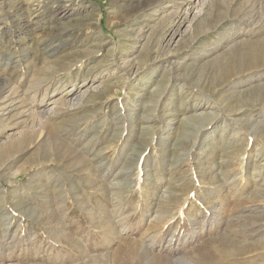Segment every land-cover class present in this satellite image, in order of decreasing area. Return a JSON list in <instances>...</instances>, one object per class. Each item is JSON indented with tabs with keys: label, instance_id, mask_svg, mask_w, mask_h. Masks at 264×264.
Here are the masks:
<instances>
[{
	"label": "rangeland",
	"instance_id": "rangeland-1",
	"mask_svg": "<svg viewBox=\"0 0 264 264\" xmlns=\"http://www.w3.org/2000/svg\"><path fill=\"white\" fill-rule=\"evenodd\" d=\"M263 161L264 0H0V264H264Z\"/></svg>",
	"mask_w": 264,
	"mask_h": 264
},
{
	"label": "bare ground",
	"instance_id": "bare-ground-1",
	"mask_svg": "<svg viewBox=\"0 0 264 264\" xmlns=\"http://www.w3.org/2000/svg\"><path fill=\"white\" fill-rule=\"evenodd\" d=\"M75 88H70V90L68 91V94H73V92L75 91L74 90ZM79 91V90H78ZM81 92V91H80ZM79 94H81V93H79ZM82 95H80V96H77V95H75L74 96V100L75 101H77V102H80L81 101V99H82V97H81ZM57 104V103H56ZM155 105V104H154ZM210 111V110H209ZM204 116H207V115H205L204 113L203 114H200V116H194L193 118L195 119V120H198V119H200V118H202V117H204ZM209 116V115H208ZM207 116V117H208ZM210 116H212V114H210ZM212 117H214V116H212ZM187 121V122H186ZM188 121H189V119L188 120H185V122L186 123H188ZM203 121H204V119H203ZM201 128H203V124H200L199 123V127H197V131H199V130H201ZM145 131V130H144ZM235 134V133H234ZM261 161V160H260ZM264 162V161H263ZM258 170V169H257ZM141 247V246H140ZM143 249V248H142Z\"/></svg>",
	"mask_w": 264,
	"mask_h": 264
}]
</instances>
